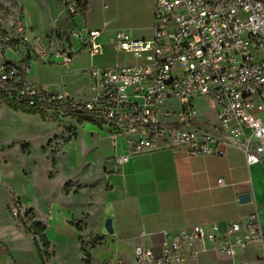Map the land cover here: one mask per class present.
<instances>
[{"label":"built area","instance_id":"2783aa9c","mask_svg":"<svg viewBox=\"0 0 264 264\" xmlns=\"http://www.w3.org/2000/svg\"><path fill=\"white\" fill-rule=\"evenodd\" d=\"M67 9L70 15L81 12L76 2ZM154 20L151 38L121 35L115 43L136 64L91 70L87 99L27 83L22 73L28 64L2 65L0 90L40 113L85 115L106 126L115 150L122 149L112 159L117 172L138 156L178 149H186L190 156L220 155L221 148L237 146L248 166L263 163L264 0H155ZM16 27L30 44L20 5ZM72 36L93 56L105 52L98 31L76 30ZM58 54L69 64L75 51L61 49ZM198 100L215 106L219 127L200 129L195 121ZM198 240L233 260L238 250L256 245L263 252L259 264H264L258 213L229 225L225 236L217 234L216 226L181 231L160 255L137 246L135 264L196 261L197 252L188 247Z\"/></svg>","mask_w":264,"mask_h":264},{"label":"crops","instance_id":"0c3cea01","mask_svg":"<svg viewBox=\"0 0 264 264\" xmlns=\"http://www.w3.org/2000/svg\"><path fill=\"white\" fill-rule=\"evenodd\" d=\"M44 1L58 7L56 19L45 21L39 0H18L32 37L30 42L31 39L56 38L48 51L41 52L39 59H28L21 64H28L24 79L27 83L39 84L52 93L63 91L72 97L89 98L93 68L104 70L137 63L116 49L120 36L148 39L154 33L155 0ZM73 2L86 3V10L70 15L67 8ZM31 10H37L39 26L35 25ZM59 19L65 21V27L59 24ZM76 30L98 31V41L105 52L91 55L89 47L72 36ZM61 49L75 51L71 63L62 62L58 54ZM62 82L63 87H60ZM86 123V127L78 130V141L68 147L66 154L52 157L56 174L54 179H48L56 182L62 172V161L70 175L60 187L62 202L48 207L40 221L50 241L51 263L87 264L82 252V248H86L90 253L89 264H135L137 246L150 248L160 255L181 231L190 232L196 226L211 230L216 226L217 234L225 236L229 225L244 223L254 213H258L264 233V162L248 166L244 152L237 146L221 148L220 155L190 156L186 149H178L138 156L125 165L123 172H117L111 169L112 159L116 152L122 153V149L115 150L108 128L106 133L100 132L93 138L95 129L106 126ZM209 125L219 127V122L216 120ZM33 135L9 140L8 148H14L16 140V146L20 145L24 153L21 145L25 144L23 138L28 137L26 155H31ZM110 142L111 150L107 146ZM92 149L97 151L87 159ZM94 156L99 157V163L94 161ZM92 161L99 166L106 165L105 187L94 192L91 188H76L64 193L68 181L90 184V176L79 170ZM244 194L250 199L241 202ZM11 196L16 197L12 192ZM74 201H78L76 208L67 205ZM108 219L112 233L105 226ZM0 244L6 255L14 251L1 240ZM68 248L74 249L73 257L64 254V249ZM188 250L197 252V260L189 259L186 264H234L239 260L259 264L263 258L262 250L256 245L238 250L234 260L212 250L205 240L194 242ZM30 251L42 264L34 244Z\"/></svg>","mask_w":264,"mask_h":264},{"label":"rangeland","instance_id":"374dc122","mask_svg":"<svg viewBox=\"0 0 264 264\" xmlns=\"http://www.w3.org/2000/svg\"><path fill=\"white\" fill-rule=\"evenodd\" d=\"M39 2L45 21L57 18L58 7L44 0ZM18 11V0H0V24L6 33L5 37H0V67L9 62L19 65L28 59H39L41 52L48 51L56 40L52 36L46 41L31 39V44H27L23 39V33H19L16 27ZM31 14L35 16V25L39 26L41 21L37 10H31ZM59 24L66 26L62 19H59ZM27 34L32 38L29 33ZM197 112L195 121L202 131L208 129L209 124L217 120V109L205 100L197 101ZM86 126L87 123L79 124L70 116L51 114V112L41 114L40 117L17 113L11 110L5 101L0 100V240L15 251L12 252L13 257L12 254L6 255L0 244V264H40L38 256L30 251L33 244L35 246L33 237L25 232L22 224H30L34 219L42 221L48 207L62 202L60 187L69 177L70 172L62 161L60 162L62 172L56 177V182L50 181L56 174L53 170L52 157L65 155L68 147L78 141V130ZM95 130L93 138L99 136L100 132L106 133L107 127ZM31 134L35 137L30 146L31 155H26L28 150L22 153L20 145L16 146L18 145L16 140L14 148H8L11 144L9 140ZM23 139L25 141L23 143L26 144L29 138ZM107 146L111 150V142ZM96 151L92 149L87 154V159ZM93 158L99 163L98 156ZM96 162H89L81 171L79 170L81 174L86 173L90 176V184L68 181L63 192L65 193L67 188L70 190L91 188L92 192L103 189L108 172L105 171L106 165L99 166ZM111 169H114L113 165ZM11 192L16 195L15 198H12ZM77 204L78 201H74L67 205L76 208ZM43 252L44 257H40L42 264H53L52 250L43 249ZM65 253L73 257L75 252L74 249L68 248L64 249Z\"/></svg>","mask_w":264,"mask_h":264},{"label":"trees","instance_id":"16d2710c","mask_svg":"<svg viewBox=\"0 0 264 264\" xmlns=\"http://www.w3.org/2000/svg\"><path fill=\"white\" fill-rule=\"evenodd\" d=\"M78 4L80 5L81 12H84L86 10V3L79 2ZM5 36H6V33L3 31L1 24H0V37H5ZM8 64H13V63L9 62ZM25 76H26L25 72L22 73L23 79H25ZM0 100L5 101L6 105L14 111H22L24 113L33 114V115H36V114L43 115V113H40L35 108H30L26 106L25 104L18 103L10 99L2 90H0ZM71 118L72 120H75L79 124H83L86 122L95 123L92 118H90L89 116H85V115L71 114ZM21 147L24 153L29 148L27 144H22ZM67 192H69L68 188H67ZM22 228L25 230V232L28 235H31L33 237V241L35 243L38 254L41 258H43L44 257L43 249H46L47 251H49L50 249V241L47 238L45 226L39 220L34 219L31 221L30 224L23 223ZM82 252L84 254V257L86 258L87 264H89V257H90L89 251L86 248H82Z\"/></svg>","mask_w":264,"mask_h":264},{"label":"water","instance_id":"95a60500","mask_svg":"<svg viewBox=\"0 0 264 264\" xmlns=\"http://www.w3.org/2000/svg\"><path fill=\"white\" fill-rule=\"evenodd\" d=\"M250 199V196L248 195V194H244V195H241V197H240V201L241 202H246V201H248ZM106 229H107V231L109 232V233H112L113 232V229H112V223H111V220L110 219H108L107 221H106Z\"/></svg>","mask_w":264,"mask_h":264}]
</instances>
